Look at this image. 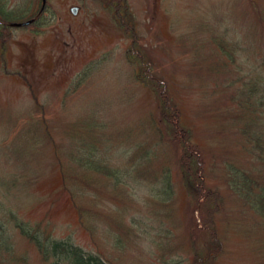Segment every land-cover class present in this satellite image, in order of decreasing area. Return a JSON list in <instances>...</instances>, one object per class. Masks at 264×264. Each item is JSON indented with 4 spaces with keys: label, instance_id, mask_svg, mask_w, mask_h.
<instances>
[{
    "label": "rangeland",
    "instance_id": "1",
    "mask_svg": "<svg viewBox=\"0 0 264 264\" xmlns=\"http://www.w3.org/2000/svg\"><path fill=\"white\" fill-rule=\"evenodd\" d=\"M248 1L253 2L126 1L141 50L152 65L149 72L166 84L181 110V125L205 162L208 186L224 196V208L216 216L224 251L216 264L264 263V224L227 189L221 175L225 163L253 175L260 169L252 144L242 134L244 129L255 132V114L231 99L255 84V73L264 77V28ZM39 2L10 0V17L27 13L25 18L39 9ZM72 3L48 0L49 23L41 33L13 29L12 39L0 44V177L17 170L23 176L18 183H28L22 192L30 196L27 205L12 212L40 224L39 230L52 238L71 237L84 250L103 254L108 264H191L189 229L197 213L179 185L177 147L167 140L155 95L136 81L137 68L126 59L129 41L104 4L78 2L81 10L72 16ZM255 3L264 8V0ZM222 40L233 61H225L219 52ZM41 119L53 142L39 140L35 128ZM77 141L95 148L110 167L131 169L132 174L137 165L148 170L168 166L172 205L154 207L150 195L140 191L143 186L133 182L131 189L122 190L126 197L116 202L121 188L110 182L101 192L85 187L82 197H76L83 211L81 226L68 192L60 187L54 152L57 145L67 177L85 178L82 167L68 159ZM136 149L138 156L141 149L150 151L149 164L135 155ZM8 217L0 211V222ZM194 233L196 245L204 249L205 233ZM10 235L13 253L1 257L0 264H44L15 229H9ZM116 237L123 241L120 247Z\"/></svg>",
    "mask_w": 264,
    "mask_h": 264
},
{
    "label": "trees",
    "instance_id": "2",
    "mask_svg": "<svg viewBox=\"0 0 264 264\" xmlns=\"http://www.w3.org/2000/svg\"><path fill=\"white\" fill-rule=\"evenodd\" d=\"M248 2L251 10L255 13V21L259 23L260 27L264 28V21H262L264 20V8L259 4L257 5L255 0L252 3ZM107 8L112 13L116 25L129 41L126 59L129 64L137 68L136 81L155 95L160 121L165 125V132L169 135L167 140L177 147L179 185L183 187L185 197L192 205V212L197 213V218L193 219L194 224H190L189 229L191 264H216V259L224 251V245L216 226V216L224 208V196L220 190L208 186L204 174L205 162L198 146L191 140V133L181 125V110L173 102L166 84L161 83L162 81L159 79H155L149 72L152 69V65L141 50L139 34L135 27L133 16L129 12L128 3L125 0H119L115 3H108ZM47 23L48 21H38L33 27L41 28ZM35 32L39 31L36 30ZM3 39L7 40L8 38L3 37ZM217 45L220 49L219 52L225 56V61L227 59L231 60L232 50L228 51L226 43L222 40ZM263 78L262 74L258 75V73H255V84L253 86L250 85L247 91L241 90L237 92V95L231 98L236 105L244 106L249 114H255V132L250 131L248 133L244 129L242 134H246L247 139L252 144V149L255 150L253 154L255 163H259L260 169L255 168V175H253L254 172L252 170H244L235 165L225 163L221 175L227 189L243 199L264 224ZM35 129L40 138L39 140L45 142L54 141L43 119L40 120L39 125ZM159 133L161 134L162 132L159 131ZM13 152L15 151L13 150ZM54 152L58 160L60 187L68 192L70 204L77 211L78 222L83 227L81 219L83 211L76 197H82L85 187L86 190L96 188V192H101L107 189L106 185L110 182L114 189L118 190V188H121L118 194L115 195L114 201L116 202L117 198L122 200L126 197L127 194H124L122 190L125 188L131 189V182H133L137 183L138 187L143 186L140 191L145 190L150 195L149 202L154 207L165 208L172 205L171 196L174 194L172 174L170 168L165 166V164L158 170H148L144 167L139 169V165L134 170L133 166L132 171L134 170L135 173L132 174L131 169L128 171L127 169L110 167L96 156L98 152L95 148L77 141L74 145V150L69 153L68 159L75 163L74 167L77 169L82 167L81 172L87 173V175L85 178L77 177V175L67 177L64 172V164L59 157L57 145L54 146ZM140 152V156H138V150L135 155L149 164L153 157H150V151L141 149ZM7 157L9 158L8 154ZM14 165L19 169L17 162ZM25 169L28 170V168ZM3 175L4 177H0V187L2 188L0 191H2L1 196L3 199V202H0V211H2L3 215L7 212L9 217L5 222H0V258L3 257L5 259L6 255L13 253L12 236H9V229L10 231L15 229L23 239L35 248L41 262L44 264H108V258L103 254L84 250L81 246L75 244L71 237L64 239L52 238L45 230L42 232L39 230L40 224L32 225L30 222L16 216L12 212L13 209L17 208L18 205V209L20 208L21 210V204L27 205L29 203L27 201H30V196L22 192L28 183H18V179L23 176L21 177L15 169L9 174ZM82 180L84 181L83 188ZM79 181L80 183H77ZM71 183L75 185H71ZM12 194L14 198L11 196ZM32 202L33 199H31L30 206L33 204ZM196 220H198V223H196ZM88 229L91 230L90 228ZM198 230L204 232L206 236L204 249L199 248L195 243L194 232H198ZM115 243L118 247L123 245V241L118 237H116Z\"/></svg>",
    "mask_w": 264,
    "mask_h": 264
},
{
    "label": "flooded vegetation",
    "instance_id": "3",
    "mask_svg": "<svg viewBox=\"0 0 264 264\" xmlns=\"http://www.w3.org/2000/svg\"><path fill=\"white\" fill-rule=\"evenodd\" d=\"M73 1L75 3L71 4V8H73V7L77 8L78 11L76 13L78 14L79 10H81V8L79 7V5H81V4H87V3H91V2H94V3H98L99 2L101 4H103V3L107 4V3H112V2L115 3V2H117L119 0H73ZM125 1H127V0H125ZM9 2H10V0H0V32L1 33H5L6 32L8 35L12 36V30L14 28L11 27L10 23H6V24L4 23V17L7 16L12 11V9L9 6ZM47 2H48V0H40L39 9L35 10L34 14H31L29 16L28 21L32 20V22H31L30 25H28L29 27H27V28H29L31 31L34 29V28L33 29L31 28L32 25L36 24L37 21H42V18L45 15V7L47 5ZM78 2H82V3L78 4ZM71 8L68 9V12H70Z\"/></svg>",
    "mask_w": 264,
    "mask_h": 264
},
{
    "label": "bare ground",
    "instance_id": "4",
    "mask_svg": "<svg viewBox=\"0 0 264 264\" xmlns=\"http://www.w3.org/2000/svg\"><path fill=\"white\" fill-rule=\"evenodd\" d=\"M1 18H2V17H1ZM4 23L6 24L7 21L4 20ZM3 37H7L8 39H7V40H4ZM11 37H12V36L8 35L6 32H5V33H1V32H0V39H1L2 41H4V42L8 41Z\"/></svg>",
    "mask_w": 264,
    "mask_h": 264
},
{
    "label": "water",
    "instance_id": "5",
    "mask_svg": "<svg viewBox=\"0 0 264 264\" xmlns=\"http://www.w3.org/2000/svg\"><path fill=\"white\" fill-rule=\"evenodd\" d=\"M76 10H77V9H71V12H72L73 14H75ZM30 23H31V21L26 22V23H23V24H13V26H25V25H28V24H30Z\"/></svg>",
    "mask_w": 264,
    "mask_h": 264
}]
</instances>
